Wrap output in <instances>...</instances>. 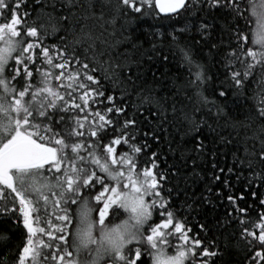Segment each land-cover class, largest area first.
<instances>
[{
  "label": "snow or ice",
  "instance_id": "1",
  "mask_svg": "<svg viewBox=\"0 0 264 264\" xmlns=\"http://www.w3.org/2000/svg\"><path fill=\"white\" fill-rule=\"evenodd\" d=\"M94 2L90 0V9ZM34 3L48 12L49 20L63 10L66 14L59 19L68 25L63 30L74 39L71 46L64 43L66 36L58 37L59 44H47L46 37L62 26L50 25L51 31L41 35L35 21L29 23L31 12L22 8L28 0H0V20L7 21L0 23V264H217L224 253L211 250L220 248L216 239L206 238L212 226L198 223L203 234L193 232L191 213L180 210L199 214L215 207L213 196L218 200L221 193L214 192L212 184L225 172L219 164L222 146L232 141L220 134L218 124L209 123V117L197 119L195 113L201 106L212 113L207 107L211 104V118L218 121L227 115L225 105L206 95L215 84V64L227 69L217 94L227 97L230 91L243 102L253 91L252 99L259 100L249 118L264 121V0H109L110 22L123 21L128 34L122 42L133 50L115 51L117 42L111 46L115 55L97 49L86 25L76 33L80 21L70 17H75L73 9L81 6L80 0ZM252 17L254 28L249 27ZM145 18L153 21L143 29L147 49L133 31ZM180 20L183 27H175ZM164 21L172 22L171 30L157 26ZM189 33L199 39H181ZM138 50L140 55L132 58ZM177 55L178 65L187 67V87L194 90L191 112L180 103L179 89L167 107L169 97L154 95L155 88L147 94L141 89L135 93L138 102L126 103L133 94L129 86L134 89L149 72L163 86L166 65ZM104 56L108 59L97 63V57ZM154 65H165L164 73L157 76ZM116 90L119 96L109 94ZM193 97L184 95L189 102ZM141 108L147 113L143 120ZM257 140L259 148L244 141L243 155L235 149L233 166L227 168L249 189L257 182L264 188V139ZM160 142L173 156L171 165L152 149ZM200 184L204 191L197 195ZM223 185L232 191L227 178ZM181 194L185 199L180 206L170 203ZM250 195L264 207V193L258 197L253 190ZM227 200L235 212L248 214V208L237 204L244 200L243 193ZM259 219L233 221L228 212L225 223L217 220L216 227L237 223L249 247L264 249V211ZM246 223L259 234L243 227ZM4 233L20 237L11 262L12 237ZM229 235L235 233H225V248ZM255 255L264 261V251Z\"/></svg>",
  "mask_w": 264,
  "mask_h": 264
},
{
  "label": "trees",
  "instance_id": "2",
  "mask_svg": "<svg viewBox=\"0 0 264 264\" xmlns=\"http://www.w3.org/2000/svg\"><path fill=\"white\" fill-rule=\"evenodd\" d=\"M44 3H47V0H43ZM89 2L90 0H80L79 7H76L73 9L75 12V17H70L73 21L76 19H79V23L76 24V33L79 34V29L81 25H86L85 31H91L93 38L95 40V43L97 45V49H105L108 51H112L113 55H115V51L118 52H124L125 49H127L129 52H133L131 45L127 43H123L124 37L128 34L123 31L122 24L123 21L119 20L117 23L112 24L110 21L112 19L113 11L111 4H114L116 0H111V4L109 3V0H95L93 8H89ZM22 8L24 11L31 12V16L28 18L29 23L32 21H35L33 26H36L38 30L40 31L41 35L44 34L45 29L51 31L50 25H56V26H62V30L57 32L55 35H49L46 37V43L47 44H59L60 41L58 40L59 36H66V39L64 43L69 44L71 46L74 35L72 33H66L63 29H66L68 25L61 21L59 17L62 14H66L61 10L60 12H57L55 16L52 18V20L48 19V12L45 9L40 8L39 5H36L34 3V0H28V6L25 7L22 5ZM95 12V15L92 13ZM101 13H103V17L101 18ZM218 16H224L225 13L223 12H216L215 13ZM249 14L250 13H246ZM199 15V14H198ZM85 17H87L85 19ZM7 22L4 20H0V23ZM44 24L45 28H40V25ZM184 21L180 20L175 23V27H183ZM172 25L171 21H164L162 25L157 26H163L166 27L168 30H171L170 26ZM153 26V21L150 19L145 18L144 20L138 22V24L133 29L135 33V38L137 40L144 41L143 48L147 49L149 48L148 43V37L145 35V32L143 29L150 28ZM217 32L220 30V25L217 24ZM249 27H255V18H251V24ZM137 29L139 31H137ZM189 36H194L195 39H199L198 35H195L194 33L186 34L184 37H182V40H187ZM251 40V35H250ZM117 42H121L117 45ZM112 45H117V48L115 51L112 50ZM87 47V45H85ZM81 49H77V52L79 53ZM206 51V49H205ZM165 54H168L171 58V53L165 50ZM93 52L89 51L88 56H92ZM140 55V51H136L135 55L132 58H136ZM108 56L104 57H97V63L103 62L104 60H107ZM179 55H177L176 60H173L171 63L167 64L166 67L168 69V72L165 74V80L164 85L161 86V83L159 80L153 81L151 72H149L145 79L143 81H137L136 87L133 89L132 86H129V91H131L133 94L131 96V100H126V103H132V102H138L136 100L135 93L140 92L141 89H143L144 93L147 94L149 89L155 88L156 91L154 95L156 96H163L167 95L169 97L168 101L165 103V107L170 105L172 103V97L174 94L177 93V89H179V97H180V103L184 104L186 106V110L191 112L195 105V97H193V89L187 87V79H188V71L186 66H180L178 65ZM88 62V61H85ZM92 65L90 64V67ZM158 66L159 71L157 72V76H160L162 73H164L165 65H154V67ZM59 70H57L58 72ZM227 69H225L223 66L215 65L213 64L211 66V72L214 75V87L208 89L206 92V95L209 96L210 99H214L218 101L220 104L225 105V112L227 113L226 116L221 117L218 121L212 117V113L215 112V108L209 104L207 107L212 108V113H208L207 110L201 106V112L195 113V116L197 119L200 118L201 115H204L206 117H209V123H212L214 126L217 124L219 125L220 134L227 137L232 141L231 145L222 146V154L219 157V164L220 166L225 168V172L221 173V180L218 182H215L212 184L213 190L219 191L221 193L219 199L217 200L215 196H213V200L215 202V207H205L201 210L199 214L196 212H192L190 209L186 210L185 208H181V212L187 214L190 212L191 214L188 215V219L191 221V227L193 229V232L200 231L203 234V230H200L198 228V223H206L210 226H212L213 230L208 231L206 233L207 240L216 239L217 242L220 244V248L216 249L214 246L211 248V250H217V251H223L224 255L219 256L216 258L217 264H252L253 261H255V264H264V261H261L258 257H256L255 253L256 251H264V249H261L259 247H256L253 245L252 247H249L246 243L245 235L241 234L239 229L240 225L237 223H232L229 226L225 228H217L216 227V221L219 220L221 224L225 223V218L227 216L228 212H232V220H251L255 221L256 223L260 222L259 219V213L261 211H264V207L259 205L258 198L252 197L250 195V192L253 190H256L258 192V197L261 193H264V188L259 187V184H257L249 189L246 186V181L243 179L240 182H237L236 175L235 174H229L227 172V168L233 166V158L232 153L235 151V149L239 148L241 150V155H243V144L244 141L247 140L249 147H251L253 144L256 148H259V142L257 140V136H259L261 139H264V133L260 132V127L262 124H264V121L257 120V119H250V116L255 115V108L254 104H256L259 100V96L256 97V99H252L254 96V92L249 90L247 92V96L249 99L239 102L237 101L229 91L227 97H220L217 94V89L220 87V82L225 79V72ZM125 74H127L125 72ZM174 82V83H173ZM55 83V82H54ZM161 87H163V91H161ZM250 89H256V91H259V88L256 84H250ZM109 94H115L117 96L120 95L119 91L116 90L113 93ZM187 95L189 97H193V101L189 102L186 99H184V95ZM131 113V109L128 110ZM140 111L143 113L140 116V119L143 120L144 116L147 115V113L144 111L143 108L140 109ZM83 115V114H81ZM111 116V114H109ZM169 119H172L171 116H169ZM147 131V128L144 129ZM151 143V141H150ZM189 147H191V144H189ZM118 152L120 151L119 146H117ZM152 149L156 150L160 153H163L165 157H167V164L171 165L173 163V156L171 153L167 150V144L165 142H160L158 144H152ZM127 151V148L124 149ZM160 167H165V165L162 163ZM211 171V169H208ZM245 176L248 175L247 172L244 173ZM227 178L229 180V184L232 187V191L230 192L228 188H225L223 185L224 179ZM204 191V184H200L196 188V194L200 195L201 192ZM241 193L244 195L243 201H237V204L241 208H248V214L241 215L234 211V206L231 205L227 197L229 195H232L234 197H238ZM207 195V193H204ZM189 196H191V192H189ZM185 197L183 194H181L178 197H175L170 201L171 204L175 206H180L181 202H183ZM251 205V207H249ZM172 210V209H170ZM177 218H182V216H179ZM243 227H247L248 230L255 231L257 234H259V229L253 227L252 223H246L243 225ZM225 233H235V235H229L227 244L228 246L225 248L224 246V240L223 237ZM11 235L12 237V244L9 246L11 249V253L8 255L9 262L16 259L15 255L12 253L16 252L15 245L20 242V237L16 233H4ZM191 235V233H190ZM251 237H247V240H251ZM238 244V246H237ZM170 251H172L170 249Z\"/></svg>",
  "mask_w": 264,
  "mask_h": 264
},
{
  "label": "rangeland",
  "instance_id": "3",
  "mask_svg": "<svg viewBox=\"0 0 264 264\" xmlns=\"http://www.w3.org/2000/svg\"><path fill=\"white\" fill-rule=\"evenodd\" d=\"M121 218H123V217H121ZM114 222H119V220H116V221H114ZM83 258V257H82Z\"/></svg>",
  "mask_w": 264,
  "mask_h": 264
},
{
  "label": "water",
  "instance_id": "4",
  "mask_svg": "<svg viewBox=\"0 0 264 264\" xmlns=\"http://www.w3.org/2000/svg\"><path fill=\"white\" fill-rule=\"evenodd\" d=\"M163 15V14H162Z\"/></svg>",
  "mask_w": 264,
  "mask_h": 264
}]
</instances>
